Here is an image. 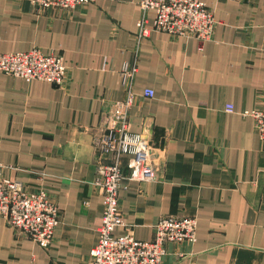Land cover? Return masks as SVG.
<instances>
[{"label": "crops", "instance_id": "1", "mask_svg": "<svg viewBox=\"0 0 264 264\" xmlns=\"http://www.w3.org/2000/svg\"><path fill=\"white\" fill-rule=\"evenodd\" d=\"M204 1L217 23L201 42L161 31L139 39V0L69 9L0 0V53L38 47L69 67L63 85L0 71V179L44 189L60 211L48 247L0 216V264H93L104 212L93 180L112 161L97 139L105 118L127 109L121 72L135 60L128 121L158 171L130 179L122 158L115 234L150 240L160 217H196V241L168 243L163 264H264V141L242 114L264 107V0Z\"/></svg>", "mask_w": 264, "mask_h": 264}, {"label": "built area", "instance_id": "2", "mask_svg": "<svg viewBox=\"0 0 264 264\" xmlns=\"http://www.w3.org/2000/svg\"><path fill=\"white\" fill-rule=\"evenodd\" d=\"M39 9L73 8L94 0H29ZM141 17L137 22L139 39L153 31L175 36L195 37L201 42L209 40L216 26L213 11L204 0H139ZM154 12L153 23L149 13ZM135 60L127 63L121 72L126 90L127 109L119 119L105 118L107 126L98 136L101 149L111 154L112 161L100 164L93 184L103 195L104 212L99 229L98 244L91 251L93 264H163L170 242H190L197 239L198 219L191 216L165 215L155 224V235L150 240H140L132 234L116 235L122 225L119 191L123 185L122 158H130V179L150 181L157 177L158 159L147 137L134 133L128 121V108L133 102V84L138 72ZM0 71L26 81L44 80L63 85L69 67L62 56L44 53L34 47L28 51L0 53ZM144 95L153 97L155 92L146 89ZM232 112L234 105H226ZM251 116L260 138L264 141V107L242 110ZM0 169L2 165L0 164ZM0 216L22 236L29 237L43 247H48L60 223V211L48 193L41 189L28 191L21 182L0 179Z\"/></svg>", "mask_w": 264, "mask_h": 264}]
</instances>
